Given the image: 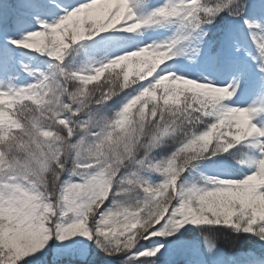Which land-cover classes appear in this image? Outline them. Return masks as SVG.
<instances>
[{"label":"snow or ice","instance_id":"6c2138e0","mask_svg":"<svg viewBox=\"0 0 264 264\" xmlns=\"http://www.w3.org/2000/svg\"><path fill=\"white\" fill-rule=\"evenodd\" d=\"M21 7L22 4L17 3L6 13L0 11V24L6 27L18 24ZM259 7L264 14V3ZM251 9V0H227L214 8L201 0H180L146 16H137L133 13V0H83L72 5L56 22L40 21L38 30L9 41L17 48L49 56L56 62L54 67L61 77L76 82V86L72 90L61 87L56 94L44 77L26 88L0 90V236L6 241L0 245V264H13L8 244L27 246L39 242V247L33 249L35 253L50 238V230L46 231L50 222L40 218L34 210L36 191L30 188L28 180L17 176V167L36 163L43 176L55 168L59 181L70 154V176L79 182H66L60 190L78 185L75 195L79 196L100 184L103 191L84 204L65 199L64 217L73 213L76 218L66 224H56L58 241L75 236L92 240L95 235L122 245L115 254L135 249L133 258L141 260V264H155L164 244L135 248L139 240L170 236L185 225L225 226L235 232L255 235L264 242V127L253 123L254 116L264 123V105L239 108L222 104L236 93L237 87L242 88L240 81L214 87L209 82L198 83L164 74L160 66L171 59L176 41L130 51L102 63L91 73L66 71L62 67L72 46L100 33L110 30L134 33L146 25L173 18L182 25L187 21L195 30L202 23L213 24L215 17L224 11L231 17L243 19L245 27L252 29L260 25L244 18L245 12ZM231 41V34L225 32L214 42V59L221 71L237 66L228 47ZM253 42L258 52L257 68L264 77V40L257 41L253 36ZM235 51L240 49L237 47ZM115 69H120L116 85L107 80L89 88L103 74ZM6 70L0 64V71ZM133 74L136 81L133 85L148 83L113 119L97 122L94 114L87 120L74 119L91 104H105L128 89ZM238 75L244 73L241 71ZM97 92L99 97L93 99ZM17 105L21 107L16 109ZM64 113L69 115L65 117ZM192 113L198 114L197 120L204 117L211 122L203 131L186 132V138L166 161L152 163L148 160V153L178 127L175 117ZM250 139L254 141L252 147L258 149L256 158L250 161L251 174L239 180L205 178V187L179 184L181 176L194 162L228 153ZM141 149L145 150L144 156L137 159ZM85 153L86 158H82ZM146 161L149 171L163 177L161 183L153 185L141 180L137 171L121 176L123 169L132 164L144 166ZM114 186L118 187L115 195L139 189L145 199L135 206L114 201L115 207L100 213L94 229H90L89 218L96 215L112 195ZM256 225L259 229L254 231ZM205 241L211 253L212 245L207 237ZM26 257L16 264H26Z\"/></svg>","mask_w":264,"mask_h":264},{"label":"rangeland","instance_id":"374dc122","mask_svg":"<svg viewBox=\"0 0 264 264\" xmlns=\"http://www.w3.org/2000/svg\"><path fill=\"white\" fill-rule=\"evenodd\" d=\"M255 1L251 11H248L245 17L250 22L255 20L260 26L248 29L244 24L229 26L225 32H229L232 36V41L229 43V51L235 57L237 66L230 68L226 71H221L214 59L215 47L214 42L222 37L213 33H207L204 31L199 34L193 30L191 26L171 25V27L163 30L157 27V23H152L142 27L131 35L134 37L133 41L128 43L127 41L121 46L117 47L111 53L105 56H94L90 59L88 67H85L79 71L85 73H91L96 67H99L102 63H105L120 55L126 54L130 51L138 50L145 46H162L176 41L175 47L170 53L171 59L165 61L160 69L164 70V74H173L182 78L191 79L198 83L209 82L214 87H223L225 82L235 83L240 81L242 88L237 87L236 93L229 98V100L222 102V104L228 107H252L264 105V77L259 73L257 65L258 52L255 43L253 42V36L257 41L264 40V14L259 7L264 3V0ZM1 2V1H0ZM180 0H152V2H145L142 0L135 8L134 14L137 16H146L151 11H154L160 7H163L168 3H179ZM1 9V3H0ZM68 11V10H67ZM66 11L59 10L52 11V17L60 14L64 15ZM25 28H21L19 35L23 36ZM214 37V38H212ZM11 40L3 34L0 24V64L6 67V71H0V90L15 91L19 88H26L29 85H33L39 82L44 77H47V82L53 77L54 70L50 63L41 59H34V56L20 53L17 58H14L10 64L7 61H1L2 47L5 41ZM211 41H213L211 43ZM239 48L240 51L236 52L235 49ZM9 65V66H8ZM15 69L16 73L21 77L18 80H12L8 76V71ZM159 69V70H160ZM158 70V71H159ZM243 72V76H239V72ZM147 79H151L148 77ZM148 82L138 84L136 89L141 90ZM231 90V89H230ZM95 109L99 110V105L90 107L86 110ZM120 110V109H119ZM117 110L116 114L119 112ZM101 112V111H100ZM82 116V113L81 115ZM99 119V118H97ZM82 120V119H80ZM99 119L97 122H99ZM253 123L257 127H264V123L257 120L254 116ZM258 152V150H257ZM257 152L251 157L243 156V152L237 151L229 159L218 158L217 160L222 162L219 164H199L193 167L190 171V176L186 180V187L193 185L197 187H205V178L208 179H233L239 180L244 178L247 173L251 174L253 167L250 163L256 158ZM207 162V160H204ZM67 182H79L76 178L71 177L70 174L66 175ZM70 221L76 217L73 213H69L67 216ZM184 226L180 228V232H183ZM189 236H186L188 238ZM178 239H168L162 241L155 239L156 243H163L164 248L161 251V258H159L155 264H175L173 263L172 256L178 248ZM154 246V247H155ZM209 253V252H208ZM209 259L211 264H264V258L244 256L243 260L237 261L235 259L224 258L221 250L212 247V252L209 253ZM194 264H203L196 262Z\"/></svg>","mask_w":264,"mask_h":264},{"label":"trees","instance_id":"16d2710c","mask_svg":"<svg viewBox=\"0 0 264 264\" xmlns=\"http://www.w3.org/2000/svg\"><path fill=\"white\" fill-rule=\"evenodd\" d=\"M38 6L44 4L43 0H33ZM217 2V1H215ZM5 9L8 12L10 6H14L17 3H21L22 7L18 10L20 13V18L26 17L30 19L33 23H36L31 16V10L29 9V5L26 0H4ZM204 5L209 6L214 3L213 0H204L202 2ZM226 3V2H225ZM202 15V14H201ZM227 18H234L227 14V11L219 13L215 19L223 22ZM22 19V18H21ZM232 19H228L230 21ZM213 26L222 27L224 24H220L218 22H214ZM117 30H110L108 32H116ZM100 33L91 39H87L79 42L78 44L72 46L66 53V58L64 61L72 64L80 63L85 60L87 54L93 49L100 39H102L105 34ZM29 50V49H27ZM32 51V50H29ZM120 72V69L109 70L105 74H103L99 81L93 82V84L89 85V88L94 87L96 84H104L110 76L114 77V74ZM134 75L130 76V81L134 79ZM59 87L55 86V93H59V89L61 87H67L69 90H72L76 86V82L73 81H65L63 79L57 84ZM134 86V85H133ZM125 89L120 92L118 95L114 96L111 100H109L105 104H91L90 107L99 105V110L95 109L85 110L82 113V116H88L90 114L95 115L96 121L99 119H112V111L115 108L122 106L124 103H127L129 99L137 94L132 90V87ZM107 90V89H106ZM100 95L99 92L95 94L93 99L98 98ZM62 99L66 100V97ZM139 107V105H137ZM135 111V109L133 110ZM65 117L69 115V113L63 114ZM81 115V114H80ZM79 115V116H80ZM198 114H178L175 117L178 127L174 132L169 133L165 136L159 143V145L154 148L151 152L148 153V160L152 163H159L166 161L180 146L181 142L186 138L185 133L189 130L194 132H200L205 129L208 123L211 122L209 118L200 117L197 120ZM75 117L74 119H77ZM99 118V119H97ZM254 141L252 139L238 145L237 147L230 150L228 153L218 154L211 159H204L209 161H217L218 158L229 159L236 152H243V156H249L250 152L254 147L252 144ZM145 150L141 149L137 155V159H140L144 156ZM196 162H194L195 164ZM192 167V166H191ZM190 167V168H191ZM72 168V155L70 154L65 164V170L60 174L59 181H57V192L61 185L65 184L67 180L65 176L70 172L69 170ZM189 168V169H190ZM188 169V170H189ZM188 170L181 176L179 184L184 186V180L188 174ZM132 171H137L138 176L141 180L147 181L150 184H159L162 182L163 177L149 171L147 169V161L144 166H138L136 164H132L129 167L125 168L121 172V176L128 175ZM46 177L50 179V173H46ZM117 178V182H118ZM118 191V187L114 186L112 189V195L108 197L105 201L104 205L101 209L96 213V215L91 216L89 218V226L90 229H94L95 221L99 219V215L102 212H106L109 209H113L115 207L114 201L116 203H126L131 206H135L138 202H142L145 199V195L139 189L135 191H130L126 193H122L121 195H115ZM54 223H62L66 224L70 222L69 217H60L57 212V216L53 218ZM259 229V225L254 226V231ZM171 230V229H170ZM186 236H189L186 238ZM178 248H177V257L176 260L178 264H185L187 261H195V260H204L206 257V249L203 244L197 240L198 237L207 239L220 247L223 248L226 255H233L235 257H239L245 253H255L258 255L264 254V242H261L255 235H250L243 232H235L233 229L225 226H209V225H201V226H193V225H185L183 232L173 231V234L166 237H154L152 241H145L143 239L139 240L136 244L135 248H151L155 246V239H160L162 241H166L168 239H178ZM99 245V246H98ZM117 247H122V245H118L113 240H104L102 237L93 236L92 240H88L81 236L71 237L64 241H58L55 238V227L50 229V238L45 242V245L42 249L38 250L35 253L30 254L25 258L26 264H141V260H137L133 258L134 251L132 252H120L116 253ZM113 253V254H106ZM157 257L155 258V260Z\"/></svg>","mask_w":264,"mask_h":264},{"label":"clouds","instance_id":"9594fccd","mask_svg":"<svg viewBox=\"0 0 264 264\" xmlns=\"http://www.w3.org/2000/svg\"><path fill=\"white\" fill-rule=\"evenodd\" d=\"M119 76L120 73L117 72L114 74V77L110 76L108 80L112 85H116L118 83ZM135 82V79H132L128 84V87H131L135 84ZM135 99L136 98H134V100ZM150 131L151 130L149 129V132ZM86 156L87 154L85 153L82 158H86ZM23 159L24 157L21 156V160ZM16 171L17 176L21 179L28 180L30 188L36 191V196L33 198L34 210L38 213L40 218L50 222L46 231L50 230L52 227H56L57 223H54L53 218L57 216V212L60 217H64L63 209L65 207L66 198L75 199L77 204H84L86 201L93 199L97 193L103 191V186L97 184L89 188L87 192H82L79 196L75 195V189L79 187L78 185H69L67 189L63 191L59 189V192H57L56 185L58 173L56 172V169H49L48 173H50V177H52L50 179L49 177L41 174L40 168L36 163L19 166ZM41 239H43V234ZM5 243L6 241L4 238L0 236V245H4ZM38 247L39 242L27 246L19 243L8 244V249L13 256V264H16L17 260L32 254L33 249Z\"/></svg>","mask_w":264,"mask_h":264}]
</instances>
